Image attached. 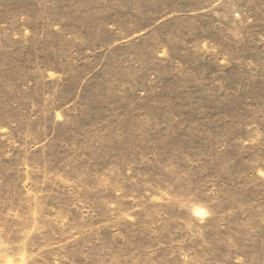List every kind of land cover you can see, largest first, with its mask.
I'll return each instance as SVG.
<instances>
[{"label":"rangeland","instance_id":"374dc122","mask_svg":"<svg viewBox=\"0 0 264 264\" xmlns=\"http://www.w3.org/2000/svg\"><path fill=\"white\" fill-rule=\"evenodd\" d=\"M0 264H264V0H0Z\"/></svg>","mask_w":264,"mask_h":264}]
</instances>
